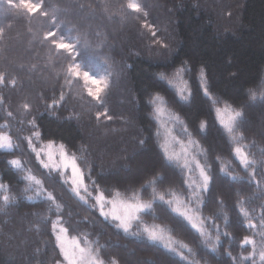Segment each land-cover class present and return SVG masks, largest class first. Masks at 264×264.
<instances>
[{"label":"trees","instance_id":"trees-1","mask_svg":"<svg viewBox=\"0 0 264 264\" xmlns=\"http://www.w3.org/2000/svg\"><path fill=\"white\" fill-rule=\"evenodd\" d=\"M137 2L143 9L139 13L127 9V0H43V11L49 13L45 17L30 16L0 0V73L5 77L0 84V132L13 142L11 149H0V264H57L61 259L52 227L57 209L47 193L66 206L69 232L87 238L103 264H236L227 253L237 260L247 256L252 248L241 247L245 236L256 241L257 252L264 243V101L248 95L264 82V0ZM52 16L58 28L52 26ZM49 30L78 38L75 62L82 70L108 77L99 101L88 95L81 78L68 75L73 61L44 39ZM157 95L198 142L200 161L212 177L208 190L200 191L197 207L212 235L209 243L220 233L215 251L166 203L174 198L169 193L189 200L188 176L181 162L165 154L161 123L151 103ZM226 105L244 114L238 124L243 134L239 145L256 161L247 170L216 112ZM105 111L111 119H97ZM29 138L35 147L63 145L75 156L88 191L152 201L135 226L164 228L174 241L192 249H183L188 259L143 231L125 232L84 203L66 181L40 164ZM15 159L20 168L10 163ZM222 165L230 175L221 171ZM29 172L43 182L39 195L25 179ZM153 187L165 194L164 201L152 200ZM241 203L256 228H248ZM256 262L260 264L258 255Z\"/></svg>","mask_w":264,"mask_h":264},{"label":"snow or ice","instance_id":"snow-or-ice-1","mask_svg":"<svg viewBox=\"0 0 264 264\" xmlns=\"http://www.w3.org/2000/svg\"><path fill=\"white\" fill-rule=\"evenodd\" d=\"M8 4L10 7L15 8L18 11H23L28 15H35L36 13H39L42 16H49V13L46 11H43L44 5L43 0H36V2H33V0H18L17 3H14L13 0H8ZM127 9L133 11V12H141L143 11L142 6L140 3L137 2V0H127L126 4ZM146 15V13H145ZM52 26L58 28L59 25L56 22V19L54 16L51 17ZM2 31V30H0ZM155 33H153L154 35ZM44 39L49 41L52 45H54L55 49L57 50H63V52L67 53L72 63H69L67 68V73L71 77L75 78H82L85 82V87L88 86V84L95 85L96 87L93 89L91 87H87L88 95L91 97H94L98 101L100 100V94L101 92L108 87L107 79L104 76H97L92 73H90L87 70L81 71V65L79 63L75 62V56L73 55L76 52L79 40L78 38L73 39L71 36H68L67 38L64 35L57 36V33L55 31L49 30L44 33ZM202 79H203V72L201 73ZM4 75L0 73V84L4 83ZM71 83V81H68ZM11 83L15 85V80H12ZM204 93L205 95H209L208 88L204 87ZM181 95H183V91L181 92ZM249 98L253 101L260 99L261 101H264V82L256 85L254 88H250L248 90ZM61 99H63V96H61ZM159 102V103H158ZM152 104L156 105L155 111L158 115L163 114V109L159 106V104L163 103V100L159 95L153 98L151 101ZM215 103V101H214ZM24 109H28L29 105L24 104ZM217 115L220 118L221 124L227 131L230 139L233 142L237 143V146L234 149L235 155L238 158L240 164L244 167V169L252 168L253 165H255L256 161L254 159L250 158L249 153L244 151V147L239 145V141L243 139V134L238 132V124L243 117V112L240 110H237L235 108H231V106L226 105L225 108L222 110L220 108L216 109ZM227 114V119L224 118V114ZM11 116V113L8 114ZM101 115L106 116L107 119H111L110 116L107 115V111L104 113H98L97 119L100 118ZM176 120H179V117H176ZM205 125L201 123V128H203ZM184 131L186 132L187 129L185 128ZM37 137H39V133H34ZM29 146L32 147V141L31 138L28 139ZM141 144L144 143L143 140L140 141ZM190 144L197 145L198 142L196 141H189ZM13 147L12 143V137L8 135L5 132H0V149H11ZM51 147V144L49 145ZM33 151H36V149L33 147ZM37 157L39 158L40 152H37ZM165 154L169 160L173 159L176 154H168L167 148H165ZM60 156L62 159V166L64 170L71 169L72 173V191L81 199L85 200V196L81 195V190L83 192L88 193V195H91V193L88 192V187L84 183V173L80 169L79 165L76 163L75 156H69L65 150L64 146H60ZM48 159L49 162L53 160L52 154L48 153ZM195 160V158H193ZM12 165L16 166L17 168L21 167V162L19 160H12L10 162ZM41 163L44 168H60L61 164L56 163H45L43 160H41ZM185 167H188V161L185 160L184 163ZM195 166L199 170V177H200V183L195 184V181L193 183L195 184V187L193 188L192 185H189L190 188H192V195L196 198L198 204L202 203V200H200L199 192L200 191H207L209 188V184L212 180V177L208 174V172L205 169V166L201 165L198 160H195ZM221 171L224 172L226 175H230L228 172L227 167L223 166L221 167ZM252 178H255V169L253 168V172L251 174ZM26 180L30 182V187L32 185L35 186L36 194L39 195L41 193L43 182L36 176L32 175L30 172L25 177ZM232 179H236L235 176L232 177ZM154 185V181L150 182ZM4 186L0 185V189H3ZM29 189L26 188L25 191L27 192ZM174 198L169 199L166 201L169 206L175 205L173 207V211L177 212L179 215L183 216L188 222L191 224V226L196 229L197 232L200 233L201 237H203V241L207 247H209L212 251H215L220 243V233L217 231V234L214 238V242L209 243L213 240L211 233L207 231V229L204 227V218H202L199 215V207L196 209L189 208V205L185 203L184 201L180 200L175 196L174 193H169ZM116 197H120V193H116ZM159 199L161 201L165 200V194L163 193H157L155 187H153V194H152V200ZM3 201L5 204H7L10 200V197L5 194L2 196ZM47 199L49 201H52L53 204H55L56 209H60V205L56 203L55 197L52 195V193H47ZM97 205H99L100 213L101 215L105 216L106 218L110 215L113 220L118 221L117 227L122 228L125 232H129L130 229L133 227L134 222H139L140 220V213L150 209L152 207V201H143L135 194L131 199H112V200H106L103 193H99L95 197ZM111 204L112 208L110 211L106 212L105 204ZM223 201H221V204ZM240 212L242 216L245 218V220L248 221V228H256V225L252 223L251 216L249 214V211L245 209L241 203L240 206ZM225 223L227 224L228 218L225 215L224 217ZM59 224V219L57 221H54L52 224L53 231L55 232ZM218 229V226H215ZM260 228L264 230V213L261 214L260 219ZM67 229L64 228L62 225L59 226V232L56 234V241L59 245L61 252L64 255V259L67 261V264H103V261L98 258V255L94 254L93 249L89 246V242L87 238L84 240V246H81L80 241L73 237L72 242L70 244L67 243L66 240V234ZM143 233L147 235L148 239L152 241H158L161 242L165 248H168L170 251L176 253L179 255L182 259L187 260L188 257L184 255L183 249H187L189 252L192 251L191 248L188 247L187 244H184L180 241H174L170 235L166 234V230L164 228H161L160 226H152L144 227ZM135 234V233H134ZM224 235H228V233H224ZM261 235L264 236V231L261 232ZM251 246L252 251L247 255L243 256L241 255L239 260H237L236 257H232V253L229 251L227 255L232 258L233 261L236 262V264H244L245 261H251V264H257L256 257L258 255L260 264H264V243H261L259 247V252H257V244L256 241L251 239L248 236H245L243 240L241 241V247L245 246ZM113 264H115V261H113Z\"/></svg>","mask_w":264,"mask_h":264},{"label":"rangeland","instance_id":"rangeland-1","mask_svg":"<svg viewBox=\"0 0 264 264\" xmlns=\"http://www.w3.org/2000/svg\"><path fill=\"white\" fill-rule=\"evenodd\" d=\"M81 71H84V70L81 69ZM90 73H92V72H90ZM94 75L104 76L106 79L108 78V77H106L105 74H94ZM83 82H84V80H83ZM87 87H91L94 89L96 86L89 83ZM87 87H86V89H87ZM159 106L163 109V114L162 115L157 114V116H158V119L161 123V130H162L161 136H162V142H163L164 150H165V148H167L168 154L175 153L176 156L174 157V159L181 162L182 165H184L185 160L188 161V167H185V166L184 167H185V170H186L187 176H188L187 188H188L189 200H187V199L183 200L179 196H176V197L179 198L180 200L184 201L185 203H187L189 205L190 210L196 209L198 206V202H197L196 198L192 195V188H190L189 185H192V187L194 188L195 184L200 183L199 170L195 166V160H198L200 162V164L203 165V163L200 161V153H201L200 149L201 148L198 145H193V144L189 143L190 140L191 141H194V140L188 131H186V132L184 131V129L186 127L181 122V120L180 119L176 120L177 116L174 113H172L171 111H169L163 105V103L159 104ZM224 118L227 119L226 113L224 114ZM50 144H51V147H49ZM33 147L36 149V151H34L35 154L37 152H40V156H39V158L38 157L37 158H38V161L40 162L41 165H42L41 160H43L45 163L61 164L60 168L49 167V168H46V170H48L50 173L52 172V173L58 175L62 180L66 181L72 188L71 169L70 168L67 170L63 169L62 159L60 156V145L56 144V143H47V144H42L38 147L32 146V148ZM65 152L70 157L72 156L66 150H65ZM48 153L52 154L53 160L51 162H49ZM36 156H37V154H36ZM193 158H195V160ZM76 163H77V161H76ZM193 181H195V184L193 183ZM84 183H85V181H84ZM42 187H44V186L42 185ZM88 192L91 193V195H88V193H85V192H83V190H81V195L85 196V200H82V201L86 204L91 205L92 207H95L100 212L99 205H97L95 197L99 193H102V192H100V191H98L96 193H93L90 191H88ZM199 195H200V192H199ZM53 196L55 197L56 203L61 206L59 210H56L57 215L55 216V221H57L59 219V224H58V227H57L55 233L57 234L59 232V226L62 225L64 228H66L68 230L67 234H66V240H67L68 244H70L72 242V238L75 237L80 241L81 246H84V240L82 238H80L77 235L71 234L69 232V229L65 223V221H67L69 219L68 218L69 212H68L66 206L62 202H60L59 198H57L55 195H53ZM104 196H105L106 200L128 199V198H123V197L117 198L116 196H106V195H104ZM111 208H112V205L106 203L104 210L106 212H108L111 210ZM107 218L113 220L110 215ZM113 221H115V220H113ZM115 222L117 224L119 223L118 221H115ZM135 223L136 222L133 223V227L129 231L132 234L135 233L134 235H139L140 232L143 231L144 227H149V228L152 227V226L150 227V226H144V225L135 226ZM94 254H95V252H94ZM57 264H67V261L64 259V255L62 252H61V259L58 261Z\"/></svg>","mask_w":264,"mask_h":264}]
</instances>
